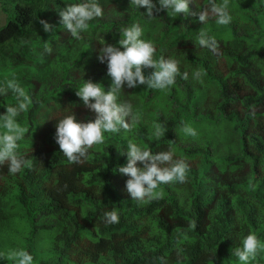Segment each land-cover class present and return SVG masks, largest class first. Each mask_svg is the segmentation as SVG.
I'll use <instances>...</instances> for the list:
<instances>
[{
	"label": "trees",
	"instance_id": "obj_1",
	"mask_svg": "<svg viewBox=\"0 0 264 264\" xmlns=\"http://www.w3.org/2000/svg\"><path fill=\"white\" fill-rule=\"evenodd\" d=\"M0 2L7 13L0 85L15 79L32 100L17 118L28 129L18 152L30 163L16 174L0 166L2 262L15 264L10 253L24 249L33 264H241L231 249L249 233L264 242V0H229L228 25L211 16L204 24L198 16L173 19L167 10L149 18L130 0H97L104 15L79 39L63 34L59 10L82 0ZM189 7L202 10L209 0ZM40 20L54 30L45 34ZM133 23L155 46L154 59L178 61L181 75L166 90L120 92L117 102L131 104L139 119L129 117L130 131L105 133L82 163H69L55 141L58 121L96 118L76 91L107 69L97 59L104 28ZM201 29L215 38V52L199 45ZM15 102L11 91L0 95V115ZM151 121L165 135L157 138ZM129 141L183 159L186 182L161 184L162 199L133 200L119 172ZM113 209L119 223L108 224L104 213ZM249 264H264V253Z\"/></svg>",
	"mask_w": 264,
	"mask_h": 264
},
{
	"label": "clouds",
	"instance_id": "obj_2",
	"mask_svg": "<svg viewBox=\"0 0 264 264\" xmlns=\"http://www.w3.org/2000/svg\"><path fill=\"white\" fill-rule=\"evenodd\" d=\"M158 2L159 8L153 0H130V3L137 8L145 7L147 9L145 14L149 18H154V11L167 10L173 19L183 14L184 17L198 16L203 24L210 16L216 18L218 25H228L232 21L229 0H222L221 3L209 0L210 7L196 12L189 7L193 4V0H158ZM103 15V8L97 0H82L80 3L69 4L59 10L60 23L76 39L80 38L82 32L89 30V22ZM39 23L45 32L54 30V26L46 20H40ZM119 34L120 47L106 43L101 47L97 57L100 63L107 64V75L112 79L110 89L107 92L104 90L103 69L95 80L84 81L76 91L83 105L92 110L96 118L88 122H78L75 115L70 114L59 120L56 126L55 141L69 163H82L87 158L89 149L105 142V133L115 134L121 129L130 131L129 117L139 119L138 114L133 115L131 104L117 102L118 94L122 89L144 85L150 89L166 90L174 85L176 77L181 75L178 61L165 59L163 56L154 59L156 48L151 41L141 39L142 29L139 24L133 23L122 27ZM197 41L200 46L213 52L217 48L215 38L204 29L199 31ZM47 50L50 52L51 48ZM144 69H153V71L145 75ZM183 78L187 79L186 72ZM9 91L13 93L16 102L6 106V112L0 115L2 121L0 129H3L0 131V166L7 164L9 172L16 174L30 163L18 152V142L24 139L28 129L21 126L17 118L21 113L29 110L32 100L15 79L0 85V95H6ZM184 131L192 136L196 135L191 127L186 126ZM165 132L166 129H162L161 125H156L157 138L165 135ZM120 154L127 156V163L119 167V172L128 177L126 190L133 200L162 199L164 193L157 191L161 184L186 182L188 164L183 159H174L171 151L153 154L150 149L129 141L127 151ZM104 217L108 224L119 223V215L115 209L105 212ZM191 227H195V222ZM261 253H264V242H261L254 233L245 236L241 246L231 249V254L237 257L241 264H249ZM9 259H13L15 264H33V256L24 249L13 251Z\"/></svg>",
	"mask_w": 264,
	"mask_h": 264
},
{
	"label": "rangeland",
	"instance_id": "obj_3",
	"mask_svg": "<svg viewBox=\"0 0 264 264\" xmlns=\"http://www.w3.org/2000/svg\"><path fill=\"white\" fill-rule=\"evenodd\" d=\"M153 3H155L157 5V8H159L158 0H153ZM65 7H67V6H64L63 8H65ZM139 8L147 10L145 7H139ZM135 14L137 15V12H135ZM6 22H7V13L3 12L2 8H1V2H0V27L3 26ZM139 26L142 29V26L141 25H139ZM120 29L121 28H118L114 32H111L108 29L104 28V44H106V43L107 44H113V45H116L117 47H120L118 44V41L120 39V34H119ZM62 32L65 35L68 34L67 29L64 27L62 28ZM45 34H48V33L45 32ZM141 39L148 41L145 34H142ZM121 50H123V48H121ZM104 83L109 86V88L107 89V91H108L110 89L112 83H111L109 76L107 75V69L106 68H104ZM140 86H144V85H140ZM140 86H138V87H140ZM131 89L125 87L124 89L121 90V92L126 91V90L130 91ZM150 125H157V124L154 121H151ZM134 143H137V142H134ZM137 144H139V143H137ZM3 257H4V255H2L0 252V264H6V262H2Z\"/></svg>",
	"mask_w": 264,
	"mask_h": 264
}]
</instances>
